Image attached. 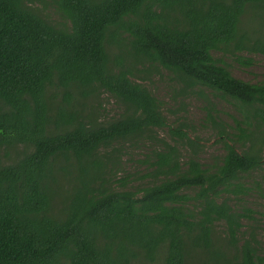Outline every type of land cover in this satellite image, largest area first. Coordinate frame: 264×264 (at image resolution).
I'll use <instances>...</instances> for the list:
<instances>
[{"label":"trees","instance_id":"1","mask_svg":"<svg viewBox=\"0 0 264 264\" xmlns=\"http://www.w3.org/2000/svg\"><path fill=\"white\" fill-rule=\"evenodd\" d=\"M37 2L0 0V264H264L245 202L264 192L245 181L264 170V78L213 56H264V30L241 28L264 0ZM163 73L177 105L204 100L213 163L144 85Z\"/></svg>","mask_w":264,"mask_h":264},{"label":"rangeland","instance_id":"2","mask_svg":"<svg viewBox=\"0 0 264 264\" xmlns=\"http://www.w3.org/2000/svg\"><path fill=\"white\" fill-rule=\"evenodd\" d=\"M44 1L47 3L46 5L42 2H37L36 4L39 8L44 9L47 14L52 15V6H49V0ZM241 28L242 31L246 32L248 35L253 34L254 31H262L264 30V20L254 12H247L241 18ZM213 56L222 60L235 78L250 83H256L264 78V56L261 54L242 53V56L245 58L253 59L254 63L250 67L239 66L238 63L234 61L233 57L229 55L214 52ZM144 85H146L150 92L162 102L168 125H176L177 122L180 121L186 124V131L191 137H197L199 139L200 143L203 145V151L199 154L198 159L204 164H211L217 160L223 153V150L220 144L216 143L215 131L212 130V125L205 121L206 106L204 100L201 98H193L186 100L183 105H177L172 100L173 88L165 73L160 77L153 76L150 80L146 79ZM103 98H105L103 100V117L110 118L116 116L118 108L114 100L109 97ZM216 105V108L220 109V111H228L225 103L216 102ZM159 135L165 139L167 137V129L160 131ZM147 146L149 147L150 145L147 144ZM142 148H145V146ZM146 152L147 150L127 149L128 155L123 159L126 168L131 172L142 171L144 167L140 165L138 161L142 159ZM253 180L259 181L264 191V170L245 178L246 183L249 185ZM261 194H264V192H254L246 198L245 202H247V206L255 211V217L260 221L264 229V198ZM259 239L264 249V231L259 233Z\"/></svg>","mask_w":264,"mask_h":264}]
</instances>
